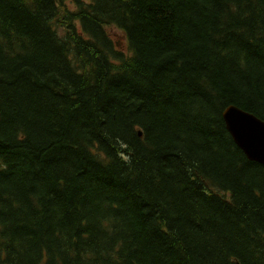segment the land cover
<instances>
[{
	"label": "trees",
	"instance_id": "trees-1",
	"mask_svg": "<svg viewBox=\"0 0 264 264\" xmlns=\"http://www.w3.org/2000/svg\"><path fill=\"white\" fill-rule=\"evenodd\" d=\"M264 0H0V264H264Z\"/></svg>",
	"mask_w": 264,
	"mask_h": 264
},
{
	"label": "water",
	"instance_id": "water-1",
	"mask_svg": "<svg viewBox=\"0 0 264 264\" xmlns=\"http://www.w3.org/2000/svg\"><path fill=\"white\" fill-rule=\"evenodd\" d=\"M226 129L247 158L264 166V121L235 105L223 113Z\"/></svg>",
	"mask_w": 264,
	"mask_h": 264
}]
</instances>
